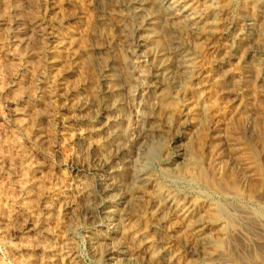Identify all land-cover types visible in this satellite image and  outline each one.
<instances>
[{"label":"bare ground","instance_id":"6f19581e","mask_svg":"<svg viewBox=\"0 0 264 264\" xmlns=\"http://www.w3.org/2000/svg\"><path fill=\"white\" fill-rule=\"evenodd\" d=\"M109 2L115 7L116 16L106 22L112 6L104 0H90L95 12L94 28L87 33L84 47L78 50V54L84 57L82 63L95 71L93 80L85 79L72 85L52 73L51 76L37 73V86L28 95L46 106L47 128L33 127L34 139L41 141L50 135L65 139L75 137L83 158L74 160L71 167L75 172L71 189L61 187L59 190L58 186L54 194L42 195L43 217L28 206L22 209L27 220L20 223L32 230H46L48 238L44 243L35 244L41 253L39 261L26 264H82L72 241L81 218L96 224L85 241L98 264H173L180 255L172 246L177 240L182 242L181 255L187 264L225 263L224 255L218 258L220 254L210 250L213 248L212 239L228 238L229 232L237 227L245 229L249 217L244 216H247L248 209H257L260 203L244 204L243 198L228 187L217 189L207 183L197 168L198 162L193 158L189 140L204 111L201 98L195 94L199 73L193 47L202 41L212 50L210 38L216 35L221 43L213 49V72L219 78H225V68L231 65L244 77L254 72V81L264 86V47L261 46L264 0ZM12 21L14 24L0 18V26L4 25L12 45L23 44L29 30L41 39L44 53L55 54L64 44L53 32H45L38 20L23 23L15 18ZM104 24L110 26L116 38L102 31ZM124 34H129V41L120 40ZM96 36L103 37L116 50L121 49L124 55L103 60L102 50L105 48L97 42ZM23 65L27 71V64ZM86 84H89L88 92L80 93L78 89ZM184 84L192 96L189 101L180 96L184 100L182 109L169 121L167 101L179 99V89ZM127 89L131 91L134 113L121 127L119 112L123 102L120 91ZM227 89L223 91L227 93ZM97 92L102 93V100L96 97ZM41 96L43 98L39 99ZM90 105L95 107L98 118L91 128L97 136L95 142L85 139L79 131L81 127L77 126L85 120L79 111ZM60 110L69 114L62 117ZM28 112L29 108L23 106L14 109L13 115L23 117ZM161 112L167 129L159 127L157 119ZM68 123L75 126L72 128ZM160 140L168 143V148L158 157L155 149ZM89 153L96 159L93 164L85 162V155ZM29 159L25 157L23 164L30 169L32 176L47 180L42 175L41 166ZM164 160L165 166L161 168ZM211 160L209 168L219 167L218 155ZM157 161L158 166L155 165ZM83 173L91 174L92 178L88 179ZM35 184L31 177L24 179L18 187L25 191L29 186L34 188ZM70 193L75 194L73 199ZM46 213L62 218L66 214L69 216L64 218L58 230L56 223L48 225L44 217ZM183 232L189 238L182 240Z\"/></svg>","mask_w":264,"mask_h":264},{"label":"rangeland","instance_id":"374dc122","mask_svg":"<svg viewBox=\"0 0 264 264\" xmlns=\"http://www.w3.org/2000/svg\"><path fill=\"white\" fill-rule=\"evenodd\" d=\"M104 1L112 6L111 14L105 19L109 22L116 16V10L109 0ZM0 5V18L5 19L7 23L14 24L15 21L12 20L15 18L23 23L35 19L41 23L45 32H53L64 41L55 54H47L42 52L44 45H41V39L36 37L33 30L27 31V40L18 46L9 43L4 25L0 26V264H26L39 261L41 253L35 244L44 243L48 238L46 230L39 228L33 231L20 223L27 220L23 210L28 206L36 215H42L40 201L43 194H54V189L58 186L59 190L61 187L71 189L70 184L75 177L71 167L75 163L74 160L80 159L82 154L75 137L69 140L50 135L41 141L34 139L33 127L41 130L47 128L44 118L46 106L40 105L38 100L28 98V95L37 86V73H42L43 76H60L72 85L82 83L85 79L93 80L96 73L89 65L82 63L84 57L78 54V50L84 47L87 33L94 28L95 12L90 0H0ZM101 28L108 36L116 38L108 24L102 25ZM96 39L105 48L102 50L103 60L124 55L121 49L117 48V51L103 37L96 36ZM120 40L129 41V34L120 36ZM210 43L214 49L216 45H220L221 40L214 35L210 38ZM261 46L264 47V39ZM193 49L199 73L195 94L201 98L204 111L195 134L189 140L193 158L198 162L197 168L202 171L206 182L215 185L217 189L228 187L234 194L243 198L244 204H261L259 209H248L249 213L244 216L246 219L249 217L245 229L237 227L234 232H229L228 238H213V248L210 250H214L216 255L220 254L218 258L224 255L223 259L226 258L227 261H222L221 264H264V86H259L254 81V72L249 77H244L239 69L231 65L225 68V78H219L212 70L215 57L213 49H208L202 41ZM23 64H27V71ZM186 86L184 84L180 87L179 99L167 101L169 121L181 111V103L184 102L181 97L184 96L189 101L192 96ZM223 89H227V93ZM88 90L89 84L78 89L82 94ZM120 92L123 107L119 112L122 116L119 126L123 127L125 119L131 120L134 104L129 89ZM96 97L102 100L103 95L97 92ZM42 98L43 96L39 99ZM23 106L29 108L25 118L14 116L13 110ZM95 112V107L90 105L78 113L85 117V120L77 125L81 127L79 131L85 139L93 140L92 142L97 141V136L91 131L98 121ZM68 114V111H59L62 117ZM157 121L160 128L167 129L162 112L158 114ZM67 125L72 128L75 126L71 123ZM167 148L168 143L160 140L155 149L156 155L161 157ZM217 155L220 158L219 167L209 168L208 163ZM25 157L41 166L42 175L47 180L38 175L32 176L30 169L23 164ZM85 158V162L89 164L96 161L91 153L86 154ZM164 163L165 160L161 162V168L165 166ZM155 165L158 166V161ZM83 174L88 179L92 178L91 174ZM31 177L34 178V184L38 183L34 188L29 186L23 191L18 187L24 179ZM69 195L72 199L75 197L74 193ZM67 216L69 214L63 218L61 215L44 214L48 225L56 223L58 230ZM95 228L93 221L81 218L72 234L74 250L82 264H98L90 255L85 241L87 234ZM236 229L240 234H237L239 232ZM181 235L184 236L182 240L189 238L186 232ZM180 242L174 241L172 245L180 253L173 264H187L181 255ZM150 261L154 262L153 259ZM216 264H219V261Z\"/></svg>","mask_w":264,"mask_h":264}]
</instances>
